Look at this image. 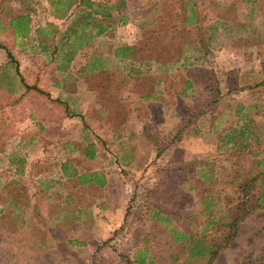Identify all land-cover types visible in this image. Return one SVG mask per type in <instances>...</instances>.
<instances>
[{"label":"rangeland","instance_id":"rangeland-1","mask_svg":"<svg viewBox=\"0 0 264 264\" xmlns=\"http://www.w3.org/2000/svg\"><path fill=\"white\" fill-rule=\"evenodd\" d=\"M68 1L0 0V264H168L163 231L264 158V0ZM244 125L250 154L221 141ZM93 173L104 187L81 184ZM215 264H264V210Z\"/></svg>","mask_w":264,"mask_h":264},{"label":"trees","instance_id":"trees-1","mask_svg":"<svg viewBox=\"0 0 264 264\" xmlns=\"http://www.w3.org/2000/svg\"><path fill=\"white\" fill-rule=\"evenodd\" d=\"M56 7L63 3V0H57ZM75 1H68V7L71 8ZM82 4L86 8H90L95 15L103 16V5L92 2L90 0H82ZM62 17L65 16L66 10L61 11ZM90 13V16L92 15ZM198 19L197 13L194 14L190 21ZM97 27L99 35L105 33L108 27H102L103 23H99ZM11 28L13 29L16 39L22 41L30 33V18L26 16H18L12 19ZM6 49V48H5ZM8 56L13 58L10 50ZM136 49L134 47H123L116 52V57L121 59L130 58L135 55ZM17 75L25 83L20 69L16 68ZM214 75V73H212ZM28 90L31 89L26 85ZM32 90L37 91L42 95L51 98V95L38 87H32ZM213 90V89H212ZM253 128V127H252ZM249 125H244L238 130H233L221 139L226 146H230L231 150L248 151L254 145L248 139ZM227 139V140H226ZM257 146L262 143L257 139L255 141ZM85 155L89 159H94L95 151L86 150ZM257 155L254 160H251L250 168L242 172V168L235 172V177L229 182L232 186V191H220L218 195L204 197L200 203L203 207L199 216L196 219V225L193 227H172L168 231H163V243L166 251H169L165 258L168 264H215L223 251L229 249L239 236L241 225L247 218L254 215L257 211L264 210V158L259 159ZM253 158V157H252ZM215 161H197L192 165L197 169L196 183L201 184L200 180L213 182L215 176L214 167ZM214 164V165H213ZM189 164V167L192 168ZM184 171V169H183ZM98 183L104 187L106 185L105 178L99 173L83 175L81 177V184ZM224 198V203L217 202ZM203 218L205 220H203ZM202 219V221H200ZM153 220L157 223L162 221L173 223L172 217L162 215L159 211L154 210ZM202 229H199L200 227ZM151 236L146 239V244L151 243ZM156 238V237H155ZM139 260V259H138ZM137 262V261H136ZM140 262V263H139ZM138 264H147L145 260H139Z\"/></svg>","mask_w":264,"mask_h":264}]
</instances>
